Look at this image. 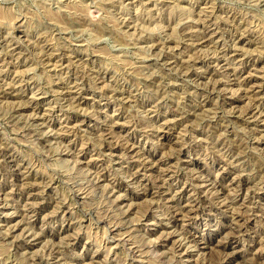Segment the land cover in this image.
Wrapping results in <instances>:
<instances>
[{
    "label": "rangeland",
    "instance_id": "rangeland-1",
    "mask_svg": "<svg viewBox=\"0 0 264 264\" xmlns=\"http://www.w3.org/2000/svg\"><path fill=\"white\" fill-rule=\"evenodd\" d=\"M263 114L264 0H0V264H264Z\"/></svg>",
    "mask_w": 264,
    "mask_h": 264
},
{
    "label": "bare ground",
    "instance_id": "bare-ground-1",
    "mask_svg": "<svg viewBox=\"0 0 264 264\" xmlns=\"http://www.w3.org/2000/svg\"><path fill=\"white\" fill-rule=\"evenodd\" d=\"M203 42V41H202ZM224 55V54H223ZM239 82V81H238ZM256 83V82H255ZM250 89V88H249ZM245 92V91H244ZM35 105V104H34ZM259 108V107H258ZM250 113V112H249ZM253 113V112H252ZM260 115V114H259ZM262 115V114H261ZM264 115V114H263ZM255 115H252V117H254ZM250 117V116H249ZM256 119V118H255ZM254 122V121H253ZM254 127V126H253ZM264 127V126H263ZM131 157V156H130ZM135 161V160H134ZM145 165V164H144ZM16 169H18V168H16ZM19 172H20V170H19ZM22 173V172H21ZM12 176V175H11ZM164 186V185H163ZM161 188V187H160ZM166 193V192H165ZM202 194V193H201ZM202 199V198H201ZM202 200H204V199H202ZM202 202V201H201ZM198 205V204H197ZM177 208V207H176ZM193 208V207H192ZM196 208H198V207H196ZM194 209H195V207H194ZM179 210V209H178ZM181 210V209H180ZM188 211H190V210H187V213H188ZM179 212V211H178ZM184 212H185V210H184ZM184 212L182 211V213L184 214ZM175 213V212H174ZM180 215V214H179ZM187 215V214H186ZM182 216V215H181ZM185 216V215H184ZM247 220H248V218H247ZM242 221V220H241ZM177 229V228H176ZM237 233H239L238 232V230H237ZM236 233V234H237ZM172 239V238H171ZM207 244V243H206ZM25 246V245H24ZM38 260V259H37ZM229 261V260H228Z\"/></svg>",
    "mask_w": 264,
    "mask_h": 264
}]
</instances>
